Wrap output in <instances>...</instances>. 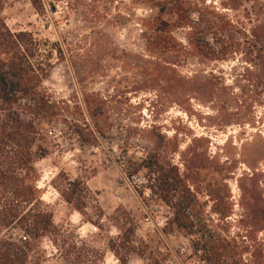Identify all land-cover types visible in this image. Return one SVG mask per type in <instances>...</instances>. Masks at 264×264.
<instances>
[{"label":"rangeland","instance_id":"1","mask_svg":"<svg viewBox=\"0 0 264 264\" xmlns=\"http://www.w3.org/2000/svg\"><path fill=\"white\" fill-rule=\"evenodd\" d=\"M43 1L38 14L28 0H6L2 18L51 53L42 86L60 110L38 130L46 156L34 169L63 251H94L96 264H206L194 237L169 224L166 194L168 203L187 198L193 220L195 208L208 231L234 240L240 264H264V82L241 52L197 59L178 29L188 54L171 50L178 62L157 74L139 27L154 12L136 0ZM203 1L232 20L253 7L230 12L221 8L233 0ZM154 159L162 177L140 166ZM68 182L77 183L71 205L62 199ZM58 257L42 239L27 264H64Z\"/></svg>","mask_w":264,"mask_h":264},{"label":"trees","instance_id":"2","mask_svg":"<svg viewBox=\"0 0 264 264\" xmlns=\"http://www.w3.org/2000/svg\"><path fill=\"white\" fill-rule=\"evenodd\" d=\"M103 1L112 4L115 0ZM28 2L38 14L43 12V0ZM135 2L154 12L141 20L139 27L146 52L153 61L160 63L153 70L157 74H164L178 62L171 50L179 49L183 55L188 54L173 35L182 29L186 31L188 50L194 51L195 58L220 63L241 52L244 62L264 82V0H233L232 5L221 8L236 12L242 4L253 3V7L244 10V21L230 19L219 9L207 7L203 0H194V3L188 0ZM6 3L0 0V264H27L29 257L37 254L42 239L49 240L64 264H96L99 254L94 251L86 256L76 248L73 255L63 251L61 232L53 225L52 214L43 205L36 188L38 176L34 165L46 156L37 145L38 130L57 122L60 110L42 86L51 71V53L44 49L46 42L35 39L30 33H12L7 28L2 18ZM88 8L92 11L94 4ZM166 14L175 20L166 21ZM93 129L99 135L97 124ZM140 166L162 177L163 169L157 160H145ZM66 184L72 190L62 195V199L71 205L77 183ZM166 196H160V200L170 205L172 220L169 224L185 236L194 237L193 249L201 252L204 263L240 264L241 252L234 240L208 231L198 221L195 208L193 220L192 205L187 198L168 203ZM114 254L118 258L115 251Z\"/></svg>","mask_w":264,"mask_h":264},{"label":"built area","instance_id":"3","mask_svg":"<svg viewBox=\"0 0 264 264\" xmlns=\"http://www.w3.org/2000/svg\"><path fill=\"white\" fill-rule=\"evenodd\" d=\"M54 196H56V197L58 196L56 192L54 193Z\"/></svg>","mask_w":264,"mask_h":264}]
</instances>
